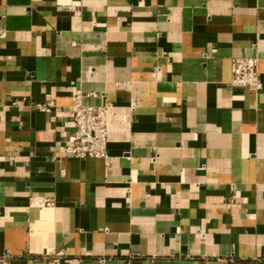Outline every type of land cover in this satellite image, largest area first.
Returning a JSON list of instances; mask_svg holds the SVG:
<instances>
[{"label":"crops","instance_id":"1","mask_svg":"<svg viewBox=\"0 0 264 264\" xmlns=\"http://www.w3.org/2000/svg\"><path fill=\"white\" fill-rule=\"evenodd\" d=\"M0 264H264V0H0Z\"/></svg>","mask_w":264,"mask_h":264},{"label":"built area","instance_id":"2","mask_svg":"<svg viewBox=\"0 0 264 264\" xmlns=\"http://www.w3.org/2000/svg\"><path fill=\"white\" fill-rule=\"evenodd\" d=\"M231 83L238 86L254 85L260 89L263 86L256 56H237L231 60ZM94 95V94H93ZM53 102H39L35 108L50 113ZM107 103L102 105L87 104L83 101V94L75 92L71 106L73 136L68 144L62 146L63 150L71 156L81 159H107L108 158V120Z\"/></svg>","mask_w":264,"mask_h":264}]
</instances>
